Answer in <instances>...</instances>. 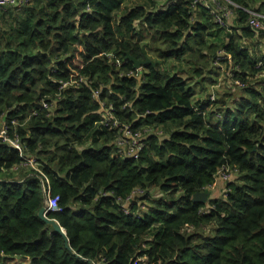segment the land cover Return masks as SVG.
Wrapping results in <instances>:
<instances>
[{"label":"trees","instance_id":"trees-1","mask_svg":"<svg viewBox=\"0 0 264 264\" xmlns=\"http://www.w3.org/2000/svg\"><path fill=\"white\" fill-rule=\"evenodd\" d=\"M131 1L7 8L0 132L23 156L0 138V264H264V50L248 48L245 12L264 0ZM218 4L235 27L215 22ZM218 61L238 80L230 101L209 97ZM112 107L142 134L139 159L117 153ZM227 166L238 177L215 197ZM49 197L73 252L38 216Z\"/></svg>","mask_w":264,"mask_h":264},{"label":"built area","instance_id":"built-area-1","mask_svg":"<svg viewBox=\"0 0 264 264\" xmlns=\"http://www.w3.org/2000/svg\"><path fill=\"white\" fill-rule=\"evenodd\" d=\"M32 0H0V11L5 10L6 8H16L20 9L24 6H27L31 3ZM204 2V0H201ZM206 4V3H205ZM236 8H240L234 3L231 2ZM217 8L220 10V12L212 11V15L214 17L215 22L220 26H227L226 25V19L230 17V11L226 9L225 7H222L221 5H217ZM247 14H249V26L252 30H254L256 33H263L264 34V15L259 14L253 10H245ZM230 27V26H229ZM232 60V59H230ZM85 79V78H84ZM79 83L83 85H87V80L80 79L78 81ZM74 83V82H73ZM93 98L95 100H100V91L94 90L93 91ZM212 100L215 101V96H212ZM104 104V102H102ZM48 106V105H47ZM45 106V107H47ZM114 111V108L112 107L106 117V123L112 124V126L116 129V131L119 133V137L117 140V153L119 155H122L123 157L128 156L132 157L134 159H139L141 156L142 151L145 148V144L143 142V136L140 132L134 131V129L127 124L120 123L113 117H110V113ZM0 138L9 143L13 148H15L18 152L21 153L23 156V151L21 147V143L18 139L12 140L9 136L6 130H3L0 132ZM34 161L31 163H28L27 160H25V166L31 167L33 169H36L34 166ZM36 164V163H35ZM234 171L231 169V167L227 166L222 168L218 175L216 176L217 180H225L229 181L231 178V173ZM44 194L49 195V193L46 191V188L44 187ZM131 198V197H130ZM129 198V199H130ZM59 197L52 198L49 197L46 203V210L51 212H58L59 209Z\"/></svg>","mask_w":264,"mask_h":264},{"label":"rangeland","instance_id":"rangeland-1","mask_svg":"<svg viewBox=\"0 0 264 264\" xmlns=\"http://www.w3.org/2000/svg\"><path fill=\"white\" fill-rule=\"evenodd\" d=\"M140 0L136 1V3H138ZM134 1H131L127 4V6H133L134 4ZM233 5V4H232ZM225 8L228 9L230 11V17L228 19H226V25L230 28L233 27V26H236V14L235 12L233 11V8L237 9L234 5H233V8L232 7H227L226 4H224ZM264 38V37H263ZM252 43H255V42H252ZM259 43H264V39L259 41ZM248 48L251 50V51H257L259 52L258 50H256V46L255 45H248ZM260 50H264V46H262L260 48ZM158 60V58H157ZM232 64V62L230 63ZM168 68H172L170 66H168ZM214 76V80L216 82H212V85L209 87V97L211 99L212 96H215L216 97V100L219 99H227L228 101H230V97H229V92H231L230 90L236 92V91H239V90H236L235 88V85H236V81L235 78L233 77V69L230 68V65L226 64V63H223V62H216V63H213V67H212V72H211ZM207 76H208V73H207ZM197 82V79H194L192 82ZM209 79L206 78V86L208 85V82ZM211 81V80H210ZM201 85L197 84V91L201 90L200 89ZM235 88V89H234ZM230 89V90H229ZM231 107V105H230ZM232 108H235V105H232ZM25 160H27L28 163H31L34 161V157H31V158H24ZM35 163H36V160H35ZM34 163V166L36 167V164ZM238 175L236 174L235 171H232L231 173V178H230V182L232 181H235L237 179ZM229 181H225V180H222V182L224 183L223 185L225 186L226 184L230 183ZM219 196H222L219 194ZM139 199V198H138ZM137 199V201H138ZM148 209V206L146 203H143L141 205H139V210H146L147 211ZM11 264H22L21 261H15Z\"/></svg>","mask_w":264,"mask_h":264},{"label":"water","instance_id":"water-1","mask_svg":"<svg viewBox=\"0 0 264 264\" xmlns=\"http://www.w3.org/2000/svg\"><path fill=\"white\" fill-rule=\"evenodd\" d=\"M128 58L136 65V69H138V70L141 69L142 66H144V65H146V64L151 62V60L149 58H146L145 61H138V60L134 59L133 57H131L130 55H129ZM207 197H208V195L206 193L196 194L193 197V201L195 203H202V202H204L207 199ZM49 215H50V212L46 210V206L44 208H42L41 211L38 214L39 218L42 221H44L47 225L51 226L57 233H60L61 235L64 236L65 242H66V247L71 252H73L71 247H70L67 235H66V230L64 228H62L60 226V224L55 219L49 218Z\"/></svg>","mask_w":264,"mask_h":264},{"label":"crops","instance_id":"crops-1","mask_svg":"<svg viewBox=\"0 0 264 264\" xmlns=\"http://www.w3.org/2000/svg\"><path fill=\"white\" fill-rule=\"evenodd\" d=\"M29 5V4H28ZM24 7H26V6H24ZM24 7H22V8H24ZM22 8H20V9H22ZM16 9V8H15ZM9 16H10V11H7V8H6V10H3L2 12L0 11V27H2L3 26V23H9L10 22V18H9ZM8 27V26H7ZM235 27V26H234ZM256 34H258V37L257 36H255V39L253 40V42H255V43H251V44H253V45H255L256 46V50H260V48L262 47V46H264V43H259V41H260V38H259V35H263V33H256ZM261 40H263V39H261ZM262 50H260V52H261ZM224 183L222 182V180H220L219 182H218V184L216 183V185L212 188V190H213V195L215 196V197H218L219 196V194H220V191L225 187L224 185H223ZM227 185V184H226Z\"/></svg>","mask_w":264,"mask_h":264}]
</instances>
